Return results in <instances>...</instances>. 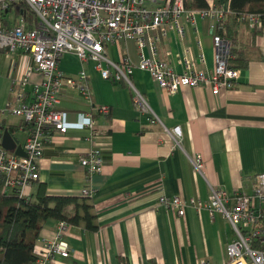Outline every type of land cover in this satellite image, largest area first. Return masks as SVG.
<instances>
[{
  "label": "crops",
  "instance_id": "obj_1",
  "mask_svg": "<svg viewBox=\"0 0 264 264\" xmlns=\"http://www.w3.org/2000/svg\"><path fill=\"white\" fill-rule=\"evenodd\" d=\"M205 1L208 7L229 13L213 28L211 20L201 14L196 15L195 25L183 18L184 37L178 39L173 33L161 37L157 57L168 58L170 66L180 72L182 65L165 54L172 43L173 50L188 55L197 70L211 73L215 64L212 37L220 35L231 41L229 65L234 53H239L246 67L231 66L239 70L237 81L214 95L207 85L182 87L169 94L146 70L134 66L130 80L145 96L157 118L155 123L134 105L133 90L124 82L102 79L92 62L80 61L73 53L61 56L58 67L66 76L86 71L93 107L76 89L65 88L55 108L65 111L71 122L79 121V114H91L100 138L92 142L86 129L53 131L39 161V178L27 192L32 197L43 187L49 196L81 198V190L88 189L90 196L84 198L95 228L84 220H48L36 240L35 254L40 252L39 239L52 238L59 221L67 223L64 240L70 249L69 257H55L48 264L231 262L228 245L235 233L226 219L219 214L212 219L206 209L188 205L179 216L158 203L161 195L207 201L211 187H221L229 196L239 191L250 194L264 173V18L261 28L246 19L247 14L262 16L264 12H238L235 19L230 0ZM20 18H25L23 11L15 7L0 12L5 26ZM25 21L29 26L27 18ZM105 51L115 62L124 57L135 65L138 62L139 48L133 39L106 44ZM141 52L151 56L148 47ZM32 64L25 53L0 50V118L22 147L27 136L22 117L1 110L9 101L15 105L13 82ZM37 79L39 76L33 77ZM100 105L108 107L106 115L96 113ZM176 127L179 137L170 134ZM93 146L102 147V167L98 173L87 174L80 157ZM198 158L202 161L200 171L194 166ZM68 208L76 212L71 205Z\"/></svg>",
  "mask_w": 264,
  "mask_h": 264
},
{
  "label": "built area",
  "instance_id": "obj_2",
  "mask_svg": "<svg viewBox=\"0 0 264 264\" xmlns=\"http://www.w3.org/2000/svg\"><path fill=\"white\" fill-rule=\"evenodd\" d=\"M24 3L36 17L35 25L29 27L25 18L14 25L0 23V50L19 51L29 55L33 64L13 83L15 88L12 102H7V111L23 119L27 136L23 145L24 156H19L0 146V179L2 192L13 191L19 198L29 201L27 188L39 178V161L45 145L51 141V133H65L70 129L88 130V139L97 142L100 133L91 114H79L76 122L67 118V113L55 108L65 88L76 89L77 93L91 105V94L87 75L80 70L76 77L66 76L58 67L61 56L73 53L80 61H91L102 79L124 82L133 90L134 105L149 116L150 123L157 122L144 95L137 91L130 80L134 66L146 70L152 79L169 94L180 88L207 85L216 95L222 88H230L239 77V70L229 65L231 41L220 35H213L215 64L211 73L197 70L188 55L174 51V46L165 54L182 65L177 72L170 66L169 59L157 57V44L161 37L173 33L178 39L184 37L182 19L195 25V17L201 14L211 20V27L223 20L229 13L222 8L210 6L207 9H187L184 0H0V8L6 9L14 2ZM148 2L153 5H148ZM264 15L247 14L252 25L262 27ZM195 32L198 33L196 27ZM133 39L139 48L138 62L128 57L120 62L110 60L105 51L106 44ZM200 46V41H197ZM148 47L151 56L141 50ZM202 61L203 55L200 54ZM34 76L39 79L33 80ZM29 87V88H28ZM96 113L106 115L105 105L95 108ZM180 136L178 127L173 129ZM80 164L87 174L98 173L102 167V147L93 146L80 157ZM195 169H202L201 159H196ZM80 194L90 196L88 189ZM232 204L230 205V201ZM258 202V204H256ZM158 203L179 216L185 214L186 206L196 210L206 209L213 219L221 215L233 227L235 239L228 245L229 264H264V173L258 176V183L250 194L243 191L229 196L221 187H211L207 201L184 200L178 195H161ZM67 223L59 221L52 238L41 237V248L34 264H48L55 257L70 256L68 243L64 240ZM199 264H211L206 260Z\"/></svg>",
  "mask_w": 264,
  "mask_h": 264
},
{
  "label": "trees",
  "instance_id": "obj_3",
  "mask_svg": "<svg viewBox=\"0 0 264 264\" xmlns=\"http://www.w3.org/2000/svg\"><path fill=\"white\" fill-rule=\"evenodd\" d=\"M18 6V11H23L29 26L33 27L35 14L24 3ZM184 6L195 10L208 8L205 0H184ZM12 7L16 5L12 4ZM230 10L235 12V19L238 12H264V0H230ZM230 64L235 68H245L246 60L241 54L234 53ZM5 128L4 121L0 118V135ZM10 129L7 127V130ZM2 184L3 180L0 179V264H34L36 240L50 219L69 223L84 220L90 228H95L94 217L89 213L90 205L84 197L49 196L41 187L26 202L13 191L3 193ZM70 205L76 212L69 211ZM82 208L85 210L84 214L79 212Z\"/></svg>",
  "mask_w": 264,
  "mask_h": 264
},
{
  "label": "water",
  "instance_id": "obj_4",
  "mask_svg": "<svg viewBox=\"0 0 264 264\" xmlns=\"http://www.w3.org/2000/svg\"><path fill=\"white\" fill-rule=\"evenodd\" d=\"M0 146L5 150L13 152L16 155H25L22 146L17 142L16 138L7 130V128L3 129L0 135Z\"/></svg>",
  "mask_w": 264,
  "mask_h": 264
},
{
  "label": "rangeland",
  "instance_id": "obj_5",
  "mask_svg": "<svg viewBox=\"0 0 264 264\" xmlns=\"http://www.w3.org/2000/svg\"><path fill=\"white\" fill-rule=\"evenodd\" d=\"M15 3V5H16V10H18V8H19V4H21L22 2H20V3H18V1H16V2H14ZM12 8H11V4H9L8 6H7V8L6 9H1L0 8V12H5V11H10ZM1 23V22H0ZM170 45H173L172 43H170L169 45H168V47H167V49H170ZM111 60V59H110ZM113 61V60H112ZM85 62H91V61H85ZM93 68H94V64H93ZM95 70V69H94ZM96 71V70H95ZM97 72V71H96ZM85 73H86V71H85ZM86 75H87V73H86ZM187 88V87H186ZM170 134L172 135V136H174V137H177V136H175L174 134H173V129H172V131L170 130ZM179 137V136H178Z\"/></svg>",
  "mask_w": 264,
  "mask_h": 264
}]
</instances>
